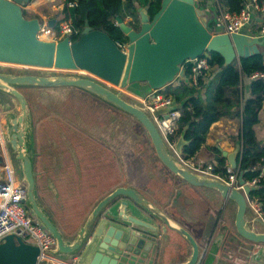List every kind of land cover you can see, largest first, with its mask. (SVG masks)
I'll use <instances>...</instances> for the list:
<instances>
[{
	"label": "water",
	"instance_id": "water-1",
	"mask_svg": "<svg viewBox=\"0 0 264 264\" xmlns=\"http://www.w3.org/2000/svg\"><path fill=\"white\" fill-rule=\"evenodd\" d=\"M30 1L0 0V63L81 70L121 88L134 83H145L150 89L158 90L173 82L176 77L182 80L184 70L181 66L187 60L198 58L205 52L219 54L225 66H236L239 58L259 53L258 46L262 43L258 37L241 33L211 34L206 11L199 8L195 0H161L160 9L152 19H149L144 8H139L137 29L117 18V25L127 38L126 51H122L105 32L92 29L87 21L75 41H71L69 36L58 41L42 40L37 37L39 17L27 18L23 14L25 5ZM54 22V19H50L49 26L54 27ZM17 86L76 87L130 114L148 133L155 154L165 168L190 185L216 190L223 199L235 202L237 233L248 242L264 244V232L251 229L244 219L245 195H249L255 188L243 186V191H239L222 181L196 174L182 166L173 156H179L185 144L182 133L172 152L165 145L150 115L125 101L118 92L92 78L80 74L38 76L0 72V91L12 95L19 105L18 114H9L11 123H7V140L16 153L17 160L21 161L27 187V205L36 219L54 237L57 254L72 255L77 264H115L122 253L126 254L127 247L134 242L131 240L130 243H124L122 239L127 235L133 239L136 232L106 217L102 218L106 206L117 196L134 201L158 215L166 224L168 220L137 191L117 188L99 200L72 241L64 240L62 233L37 200L30 113L27 101ZM162 113L165 110L159 109L154 116ZM235 147L231 153L222 151V156L228 159L231 168L237 167L236 154L240 143ZM243 182L241 172L238 183L242 185ZM122 205L126 207V202ZM125 209L119 211L123 220L142 224L133 218H127ZM176 231L192 246L189 259L180 264H198L201 256L194 239L179 226ZM38 255V247L23 242L19 236L10 234L0 242V264H39ZM209 257L210 255L204 259V264L209 263Z\"/></svg>",
	"mask_w": 264,
	"mask_h": 264
},
{
	"label": "rangeland",
	"instance_id": "rangeland-1",
	"mask_svg": "<svg viewBox=\"0 0 264 264\" xmlns=\"http://www.w3.org/2000/svg\"><path fill=\"white\" fill-rule=\"evenodd\" d=\"M33 1L36 2L34 12L27 11V16L38 13L45 14V3L42 0ZM0 72L38 76L80 74L83 77L100 81L108 88H113L114 92L120 90L119 86L101 81L85 71L0 63ZM16 88L23 94L29 105L31 143L34 146L32 151L33 176L36 183L37 200L62 235L72 231L75 219L77 221L79 218L88 217L97 202L112 190L116 179H119L120 185L140 184L144 189L151 191L159 190L160 187L166 188L168 183H171V188H174L172 187L174 185L183 184L182 179L174 176L160 162L148 133L130 114L119 110L96 95L76 87L62 89L17 86ZM121 97L137 107L141 106L137 98L126 96L123 93ZM8 110L18 112V103L10 94L0 91V130L4 137L6 156L14 169L16 178L21 181L24 180L21 161L17 160L16 153L11 151L8 140L5 139L7 134L2 117L3 113ZM81 118L90 121L91 126L83 127ZM82 131L90 135L95 134L96 139L93 140L97 142L91 140L87 149L81 151L82 156H80L78 153L79 144L76 143L80 139H75L74 135L83 134ZM64 134V138L72 136L71 139L64 140L61 136L58 143L53 142L50 143L51 148L46 147V141H51L53 137ZM100 137L113 142V146L111 143L107 146L100 143ZM73 140L74 142H72ZM165 141L164 139L167 146V141ZM0 149V159H4L3 150ZM57 150L59 152H55ZM114 154L118 158H114ZM119 156L125 157V159H121ZM173 156L182 166L191 170V167L185 163V160H181L180 156L175 154ZM122 161L124 163L128 161L129 167L124 165L123 168ZM140 172L143 173L142 178H140ZM148 172L154 175L153 179ZM116 173H121L123 176L128 174L127 177L116 178ZM130 173H135V178ZM136 178H139L138 181ZM143 180L144 182H142ZM214 197L212 193H207L206 199L210 200ZM231 205L232 202L228 201L225 212L221 207L218 208L219 211L221 210L222 218L227 216L228 208ZM229 215L233 219V212ZM255 228L258 230L260 226L254 225L252 229L255 230ZM223 253L230 255L229 251ZM44 263V261L39 262V264Z\"/></svg>",
	"mask_w": 264,
	"mask_h": 264
},
{
	"label": "trees",
	"instance_id": "trees-1",
	"mask_svg": "<svg viewBox=\"0 0 264 264\" xmlns=\"http://www.w3.org/2000/svg\"><path fill=\"white\" fill-rule=\"evenodd\" d=\"M64 5L58 13L60 19L68 20L72 26L71 41L81 35L85 21L92 29L101 30L120 45L127 44L126 36L117 25V18H132L130 25L139 26V8H144L149 19L160 9L161 0H62ZM70 1H76L75 6H68ZM231 12L239 11L247 0H218ZM195 4L205 9L206 0H195ZM25 17H39L37 14ZM55 17V16H53ZM57 24L54 29H57ZM213 28L212 19L208 21V30ZM211 66L210 71L197 78V84L192 85L188 79L181 80L177 85L172 82L162 88V92L174 97L180 116L177 128L168 137L170 143L177 142L183 134L185 144L181 149L180 158L190 161L204 146L211 126L220 121L233 119L241 124L237 127L236 137L241 138L242 148L239 156V169L244 180L257 176L260 172L261 157L264 144H259L254 126L259 120V114L264 104V54L257 53L239 58L236 66L224 65L223 58L215 52H205ZM202 55V56H203ZM262 73L263 77L249 79L253 73ZM188 75L185 77L187 78ZM249 79V97H242V79ZM137 84V83H134ZM132 84L131 86H134ZM134 89V88H133ZM211 159L203 163V167L213 164V174L226 177V161L219 150L210 148ZM215 163V164H214ZM264 201V176L258 188L250 194Z\"/></svg>",
	"mask_w": 264,
	"mask_h": 264
},
{
	"label": "crops",
	"instance_id": "crops-1",
	"mask_svg": "<svg viewBox=\"0 0 264 264\" xmlns=\"http://www.w3.org/2000/svg\"><path fill=\"white\" fill-rule=\"evenodd\" d=\"M42 1H43V3H45L44 7L46 9L44 11L46 13L45 14H39L38 13L37 15L38 16L44 15V16H47L49 19H54L55 20L54 25H55L56 21L60 19V16L58 15V13L63 8V5H64L63 1L62 0H42ZM218 3H219L218 0H206V6H205L204 10L206 11L208 21L213 18L214 13L216 11V5ZM35 6H36V2L31 0L28 4L25 5L24 9L28 12L29 11L34 12ZM53 16H55V17H53ZM259 17H260V14L254 15L252 17V25H253L252 29H254L255 26L257 25ZM258 39L262 42L258 46L259 53L264 54V38H258ZM238 61H239V59H238ZM77 71H81V70H77ZM99 80H101V79H99ZM101 81H103V80H101ZM249 81L250 80L247 78L242 79V97H243V99H246L249 97V93H250ZM55 88L72 89L73 87H55ZM132 88H134V89H132ZM132 88H131V85L127 86V88H121L120 87V90L117 92L120 94V96H122V93H123L126 96L136 98L138 96L139 97L143 96L144 94H146L150 90V88L145 83L134 84V86H132ZM112 90H114V89L112 88ZM84 91H86V90H84ZM1 92H3V91H1ZM4 93H6V92H4ZM27 105H28V102H27ZM28 108H29V105H28ZM11 113L18 114L19 110H18V112H13L11 110H8L5 113H3L2 121H4V124H5L6 134H7V123L8 122L11 123V115L9 116V114H11ZM80 121H82L83 127H90L91 126L90 121L83 120L82 118L80 119ZM83 123H85V124H83ZM66 125L69 126V124H67V123H66ZM72 126H74V125H72ZM92 126H94V125L92 124ZM237 127L241 128V124L238 123V121H234L233 119L220 120V121L214 123L210 128V131H209V134H208V137L206 139L204 146L200 149L199 152L196 153V155L189 161V163H191V164L202 163L203 164L205 162H209L210 160H213V159H211V153H210V148L213 146H215L219 150V152L221 153V156H222V151H226L228 153L234 152V150L236 148L235 147L236 144L240 143V149L238 150V153L236 154V161H237V166H238V164H239L238 159H239V156L241 153L242 143H241V138L239 139L236 137ZM254 131H255L256 138H257L259 144L263 145L264 144V104H263V107H262L260 114H259V120L256 123V125L254 126ZM82 133L83 134L79 133L80 135H78V134L74 135L75 139H80L79 141H76V143L79 144L78 148H80V150L78 151V153L80 156H82L81 151L83 152L84 149H87V146L90 144L91 140L93 142H97V141L93 140V139H96L95 134H91V135L86 134L85 131H82ZM61 136H62V138H64L65 134L60 135V136H55L56 138L53 137L51 139V141H46V147L51 148L50 143H53V142L58 143V141L61 140L60 139ZM31 137H32V129H31ZM71 137L72 136H67L64 138V140H70ZM5 139L7 140V137H5ZM104 139L105 138L100 137L99 142L100 143L104 142ZM74 140L72 142H74ZM9 145H10V143H9ZM0 148H2V150H3V156L7 155V151H6L5 145H4V137H2L1 130H0ZM10 148H11V146H10ZM33 150H34V146L32 144V151ZM11 151H13L12 148H11ZM55 152H59V151L57 150ZM119 157L121 158V156H119ZM114 158H118V156L115 155ZM122 159H125V157H122ZM181 160H183V159H181ZM225 161H226V163H228L227 158H225ZM124 165L126 167H129L128 161H127V163H124L121 166L124 168L125 167ZM33 166H34V164H33ZM140 174H141V172H140ZM149 175L151 176L152 179L154 178V175H151L150 173H149ZM142 176H143V173L140 175V178H142ZM174 176H176V175H174ZM138 179L139 178H136L137 181H138ZM51 182L53 183L52 180H51ZM142 182H144V180ZM56 183H58V182H56ZM117 185H120V183H117L116 187H117ZM112 186H113L112 187V189H113L115 185L113 184ZM126 186L137 188L143 194L144 198L147 199V201H149L152 205L156 206L157 209L160 212H162L161 214L166 215V218L168 219V223L170 225H169V227L167 226L169 228V231L164 230L162 232H159V230H157V231H154L155 233L153 231H152L153 233H151V231H150L149 233H144L143 235L136 234V236H134L133 239H132V237H129V235L125 236L123 238V241H125V243L126 242L130 243L132 240L136 244L130 245L132 248L129 246L128 247L126 246L128 252H126V254L122 253V255L120 256L118 261H116L115 264H180V263L186 262L191 255L192 249H191V246L189 245V242L186 240V238L176 231L177 223L181 224L183 221V223L187 224V221L191 220V218L195 217V216H201V217L205 218L208 211L206 209L204 210L203 206L202 207L196 206V204L194 206L193 199L196 198V196H198V190L203 189V190H206L207 193H212L215 196L214 198L218 201V204L221 203V200H223V198L220 196V194L216 190L209 189V188L205 189V187H203V188L196 187V186L192 187V186H189V184H187L185 181H183V184L172 186L174 188H171L170 187L171 183L170 184L168 183V187H166V188L160 187L161 189L156 190V191L144 189L143 187H141L140 184L139 185H135V184L126 185ZM137 186H139L140 188H138ZM161 186L165 187V185H162V184H161ZM172 204H177V208L172 209V207H171ZM198 208H202L203 211L196 210ZM121 209H123V208L120 207V204L116 203L115 206L113 207V210L118 211V215L114 216V218H111L108 216L106 217L105 215H106L107 211H105V209H104L103 214H102V218L106 217L107 219L113 220L118 224H122V223L125 225L128 224V226H131L133 229H140L142 227L141 225H139V224L137 225L134 222L129 223V222H127V220H123L119 214V211ZM145 213H143V212L139 213L138 211L134 210V213L129 214L128 212H125V215H126V217L132 216L133 219L135 218V220L138 219V220L142 221L144 224H148L152 227H155V223L152 222L151 219L153 221H155V220H159L160 218L153 213L152 214L155 218L148 215V214H145ZM86 219H87V217H85L84 219L79 218L77 221L75 219L73 222L72 231H68L67 233L63 234L64 240L72 241L74 239V237L76 236L77 232L79 231V229L85 223ZM160 222H161L160 224H163L164 225L163 227H165V223L161 219H160ZM144 224H142V225H144ZM256 226H260V229H258V230L255 228L256 231L264 232V225H257L256 224ZM197 239L200 241V246L201 245L203 246L200 250L201 258H200V261L198 262V264H204V262H205L204 259H206L208 257V255H210L208 264H218V263L219 264H231L232 263V261H230V258H229V257L232 258V254H230L228 256L225 253H223L224 249H220L218 246H216L214 244L215 243L214 240H213L214 243H211L210 238L208 239V241L210 240L209 245L211 246V249H209V251H206L207 248H206V245H204V242H203L204 240L201 237V235L199 237H197ZM206 241L207 240H205V242ZM248 250H251V252ZM249 252H250V256H249V254H247ZM56 258L59 261L64 262V264H77L76 261L73 259L72 255H60V254L56 253ZM218 258H219V261H218ZM237 258H239V261L236 262L237 264H264V244L252 243V247L243 246V251L240 252V255ZM44 264H47V262H45Z\"/></svg>",
	"mask_w": 264,
	"mask_h": 264
},
{
	"label": "built area",
	"instance_id": "built-area-1",
	"mask_svg": "<svg viewBox=\"0 0 264 264\" xmlns=\"http://www.w3.org/2000/svg\"><path fill=\"white\" fill-rule=\"evenodd\" d=\"M76 1H70L68 6H75ZM260 14L257 25L252 29V17ZM47 16H39L40 28L37 37L42 40L58 41L65 36L72 34V26L68 20L59 19L56 21L57 29L50 27ZM127 24L132 23V18L126 16L124 20ZM213 28L210 29L211 34H232L241 33L251 37L264 38V0H247L242 8L237 12H231L224 8L220 3L216 5V11L212 18ZM122 50L126 51V45L117 44ZM184 70V78L192 85L197 84V78L207 74L211 66L206 55L195 59L187 60L182 66ZM186 75L187 78L185 77ZM263 77L262 73L256 72L249 76V79ZM181 79L178 77L172 82L177 85ZM141 103V108L152 118L157 127L163 141L167 143V148L174 152V144L170 143L168 137L174 133L177 128V120L180 113L177 108L176 101L173 96L162 92V88L158 90L150 89L149 92L141 97H136ZM164 109L165 113L154 116L155 111ZM191 171L214 178L226 183L228 186L243 191V186L249 188H258L262 177L264 176V153L261 157L260 172L257 176L244 180L243 184L238 183L240 172L239 164L236 168H231L226 163V177L213 174V164L203 167L202 163L191 164L185 161ZM215 164V163H214ZM246 214L248 221L254 225H264V201L257 197L245 195ZM254 230V229H253ZM15 235L22 238L23 242L37 246L39 249L38 263L47 262V264H64L56 258V241L54 237L45 229V227L36 219L32 211L27 205V187L22 179L16 178L14 169L8 161L7 156L0 162V242L7 235Z\"/></svg>",
	"mask_w": 264,
	"mask_h": 264
},
{
	"label": "flooded vegetation",
	"instance_id": "flooded-vegetation-1",
	"mask_svg": "<svg viewBox=\"0 0 264 264\" xmlns=\"http://www.w3.org/2000/svg\"><path fill=\"white\" fill-rule=\"evenodd\" d=\"M101 143H103L104 145L107 146L111 142H109V140L104 139V142H101ZM111 145L113 146V142L111 143ZM121 159H122V156H121ZM121 163H124V162L122 161ZM127 174H125V176H123L121 173L120 174L116 173L115 177L116 178L117 177L118 178L127 177ZM132 175L134 177V173ZM118 180L119 179H116L114 181L113 184L115 186H114V188L111 191H109V193L114 191L117 188H131V189L137 191L142 197H144L143 194L135 187H129V186H126L124 184L123 185H117V187H116V184L118 183ZM189 186L193 187V185H190V184H189ZM200 188H203V187H200ZM109 193H107V194H109ZM206 196H207L206 190L200 189V190H198V196H196V198L193 199L194 206H195V204H196V206H200V207L203 206L204 210L206 209L208 211V213L206 214L205 218L201 217V216H195V217H192L191 220H188L187 224L183 223V221H182L183 224L182 223L181 224L177 223V226L183 228L184 230H186L189 233V235L194 239L195 243L197 244L199 251L201 250V248L203 246L202 245L200 246V241L197 239V237H199L201 235V237L204 240L203 241L204 245H206V248H207L206 251H209V249H211V246L209 245L210 240H211V243L215 242L214 244L216 246H218L220 249H224V251H229L230 254H232V258H233L232 259L231 257H229L230 261H232L231 264H237L236 262L239 261V258H237V257L240 255V252L243 251V246L252 247V242H248V241L244 240L243 238H241V236L236 231V228H235V214H236L237 205H236L235 202H233L232 200H229V199L228 200L223 199V200H221V203L218 204V201L215 198L207 200ZM228 201H231L232 205L228 208L227 216L222 218L223 215H222V213H220L221 210L219 211L218 208L221 207L222 210H224V212H225V209L227 208V205H228ZM123 202H126V207L122 205ZM116 203L120 204V207L126 208L124 213L128 212L129 214H132V213H134V210H136L139 213L140 212H143V213L146 212L145 214H148V215L154 217L152 212H150L146 208H143V207L139 206L138 204H136L132 200L125 199L123 196L115 197L106 206V208H105V211H107V213L105 215L106 217L108 216V217L114 218V216L118 215V211H114L113 210V207L115 206ZM152 206H154V205H152ZM154 207L157 209L156 206H154ZM171 207H172V209L173 208L176 209L177 208V204H172ZM196 210L203 211L202 208H198ZM158 212H160V211H158ZM231 212H233V219L229 215ZM160 213H162V212H160ZM162 215L166 218L165 214H162ZM156 216H158V215H156ZM129 217L131 218L132 216H129ZM160 219L159 220H155V221H153L151 219V221L155 223V227H152V226H150L148 224H144L142 221H140L138 219H136L138 222H142V224H144V225L139 224L143 228L141 227L140 229H133L131 226H128V224L125 225L123 223L119 224V225L127 227V228H131V230L135 231L136 234H138V235H143L144 233H149L150 231H151V233H153L154 231H157V230H159V232H162L164 230L165 231H169L168 227H169L170 224L169 223L168 224L165 223V227H163L164 225L160 224L161 223ZM244 219L247 222V224L249 225V227L252 229V224L248 221L246 212H245V215H244ZM127 222L133 223V222H130V220H127ZM209 238H210V240L208 241ZM205 240H207V241L205 242ZM213 240H214V242H213ZM122 242L125 243V241H123V239H122ZM135 244L136 243L134 242L132 245H135ZM189 245L191 246L190 243H189ZM191 249H192V246H191ZM248 251L251 252V250H248ZM250 252L247 253V254H249V256H250ZM191 253H192V250H191ZM218 261H219V258H218Z\"/></svg>",
	"mask_w": 264,
	"mask_h": 264
},
{
	"label": "bare ground",
	"instance_id": "bare-ground-1",
	"mask_svg": "<svg viewBox=\"0 0 264 264\" xmlns=\"http://www.w3.org/2000/svg\"><path fill=\"white\" fill-rule=\"evenodd\" d=\"M109 83V82H108Z\"/></svg>",
	"mask_w": 264,
	"mask_h": 264
}]
</instances>
